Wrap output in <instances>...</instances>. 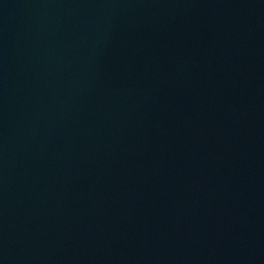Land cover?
I'll list each match as a JSON object with an SVG mask.
<instances>
[{
  "label": "water",
  "instance_id": "water-1",
  "mask_svg": "<svg viewBox=\"0 0 264 264\" xmlns=\"http://www.w3.org/2000/svg\"><path fill=\"white\" fill-rule=\"evenodd\" d=\"M0 264H264V0H0Z\"/></svg>",
  "mask_w": 264,
  "mask_h": 264
}]
</instances>
